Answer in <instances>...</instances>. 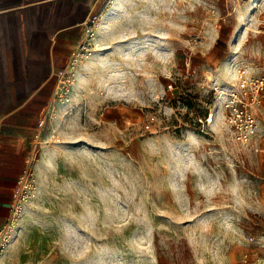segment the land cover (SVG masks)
<instances>
[{
	"label": "rangeland",
	"instance_id": "rangeland-1",
	"mask_svg": "<svg viewBox=\"0 0 264 264\" xmlns=\"http://www.w3.org/2000/svg\"><path fill=\"white\" fill-rule=\"evenodd\" d=\"M240 69L264 75V0H113L68 70L5 264L264 262V96L238 142Z\"/></svg>",
	"mask_w": 264,
	"mask_h": 264
},
{
	"label": "crops",
	"instance_id": "crops-1",
	"mask_svg": "<svg viewBox=\"0 0 264 264\" xmlns=\"http://www.w3.org/2000/svg\"><path fill=\"white\" fill-rule=\"evenodd\" d=\"M112 1L0 0V226L19 176L35 174L54 132L63 107L56 104L60 77L86 46L93 18L103 20Z\"/></svg>",
	"mask_w": 264,
	"mask_h": 264
},
{
	"label": "built area",
	"instance_id": "built-area-1",
	"mask_svg": "<svg viewBox=\"0 0 264 264\" xmlns=\"http://www.w3.org/2000/svg\"><path fill=\"white\" fill-rule=\"evenodd\" d=\"M246 71L245 69L239 70L238 84L229 91L225 101V109L228 111V122L234 131L236 140L241 143H247L258 133L259 126L253 110L264 96V76H252ZM69 72H65L59 80L56 101L57 99L62 101L68 98ZM34 190L33 172L26 170L17 180V188L10 215L7 221L0 226V264L12 240L13 230L21 216L23 206L34 193ZM255 264H264V262L258 260Z\"/></svg>",
	"mask_w": 264,
	"mask_h": 264
},
{
	"label": "bare ground",
	"instance_id": "bare-ground-1",
	"mask_svg": "<svg viewBox=\"0 0 264 264\" xmlns=\"http://www.w3.org/2000/svg\"><path fill=\"white\" fill-rule=\"evenodd\" d=\"M244 27H246L245 29L248 30V27H249V26L245 24Z\"/></svg>",
	"mask_w": 264,
	"mask_h": 264
}]
</instances>
